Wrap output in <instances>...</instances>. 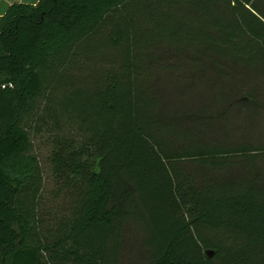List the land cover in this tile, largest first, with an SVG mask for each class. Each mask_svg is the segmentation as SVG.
Returning <instances> with one entry per match:
<instances>
[{
	"label": "trees",
	"instance_id": "1",
	"mask_svg": "<svg viewBox=\"0 0 264 264\" xmlns=\"http://www.w3.org/2000/svg\"><path fill=\"white\" fill-rule=\"evenodd\" d=\"M259 64L264 0H0V264H122L130 222L128 264H264V146L222 125L256 92L206 98ZM186 67L199 102L167 111L154 82Z\"/></svg>",
	"mask_w": 264,
	"mask_h": 264
},
{
	"label": "rangeland",
	"instance_id": "2",
	"mask_svg": "<svg viewBox=\"0 0 264 264\" xmlns=\"http://www.w3.org/2000/svg\"><path fill=\"white\" fill-rule=\"evenodd\" d=\"M245 70L244 67L238 66L229 78H219V80L212 82L211 89L207 91L209 96H206V98L210 100L208 102H214L216 100L213 103L214 106L213 104L210 106L211 113H215L221 110L223 111L226 108L218 104L223 101L220 95L226 94L227 92L228 94L226 96H240L242 90L243 92H256V100L251 102V104L234 103L230 108L228 106L226 115L222 117L224 118L222 125L228 127L230 134L234 138L248 140L255 145L264 146V67L261 64L257 65L251 74ZM77 74L79 72H76L75 75ZM192 74L190 68L186 67V69L166 71L165 74H161L156 79L154 82V90L160 95L165 110L186 112L192 110L196 106V103L199 102V92L202 83L199 82L200 79L198 77L192 78ZM244 75L246 76V80L241 83H236ZM79 84L83 85L84 83ZM235 85H238L239 89L236 90ZM197 87L198 89H196ZM33 139L32 152L38 156L45 173L47 190L53 194L57 188L51 177L50 156L53 145L52 138L44 131L36 134ZM257 164L264 169V156H262ZM67 193L69 192L62 193L59 200L55 201L57 202L56 204L64 205L67 203L69 201L67 199L69 198ZM124 235L122 264L144 260L147 257V251L142 246L140 233L132 222L126 226Z\"/></svg>",
	"mask_w": 264,
	"mask_h": 264
},
{
	"label": "crops",
	"instance_id": "3",
	"mask_svg": "<svg viewBox=\"0 0 264 264\" xmlns=\"http://www.w3.org/2000/svg\"><path fill=\"white\" fill-rule=\"evenodd\" d=\"M18 1H22V0H18ZM28 1H35V0H28Z\"/></svg>",
	"mask_w": 264,
	"mask_h": 264
}]
</instances>
